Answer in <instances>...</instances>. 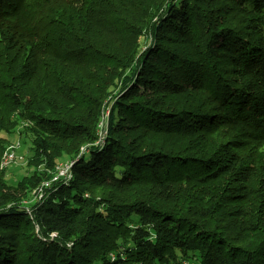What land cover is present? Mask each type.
I'll return each mask as SVG.
<instances>
[{
	"label": "trees",
	"instance_id": "trees-1",
	"mask_svg": "<svg viewBox=\"0 0 264 264\" xmlns=\"http://www.w3.org/2000/svg\"><path fill=\"white\" fill-rule=\"evenodd\" d=\"M263 147L264 0H0V264H264Z\"/></svg>",
	"mask_w": 264,
	"mask_h": 264
},
{
	"label": "rangeland",
	"instance_id": "rangeland-1",
	"mask_svg": "<svg viewBox=\"0 0 264 264\" xmlns=\"http://www.w3.org/2000/svg\"><path fill=\"white\" fill-rule=\"evenodd\" d=\"M109 118V112L106 113L104 120L107 123V120ZM11 145L9 150L14 151L16 155V162L11 164L9 167L6 168L8 177L11 181L17 182L21 180L24 175H26L27 169H26V162L29 158V145L24 144L21 137L18 135H11ZM264 150V147H263Z\"/></svg>",
	"mask_w": 264,
	"mask_h": 264
},
{
	"label": "bare ground",
	"instance_id": "bare-ground-1",
	"mask_svg": "<svg viewBox=\"0 0 264 264\" xmlns=\"http://www.w3.org/2000/svg\"><path fill=\"white\" fill-rule=\"evenodd\" d=\"M103 125H104V123H102V125L100 127L101 131L103 132V134L100 137V142H102L104 140V137L106 135V130H104L105 127H103ZM99 133H100V131H99ZM7 155H10V157H12L11 164L16 162V155H15L14 151H11V150L8 149L5 152V154L3 155L2 161H1V167L4 168V169L9 167V166H7ZM60 164H68V167H67V176L68 177L66 179H64V180L68 181L71 178V170H72V167L74 165V161L69 160V161H66V162H63V163H60ZM56 175H58V167L56 168L55 176ZM50 185H51V181L43 183L42 186L35 192L36 197L42 198V196L44 194L43 193L44 188H48ZM192 264H197V263L192 262Z\"/></svg>",
	"mask_w": 264,
	"mask_h": 264
},
{
	"label": "built area",
	"instance_id": "built-area-1",
	"mask_svg": "<svg viewBox=\"0 0 264 264\" xmlns=\"http://www.w3.org/2000/svg\"><path fill=\"white\" fill-rule=\"evenodd\" d=\"M99 134H100V137H101V135L103 134V132L100 131ZM11 159H12V157H10V155H7V166H10L11 165ZM57 167H58V175L54 176V178L52 179L51 182L58 181L61 178L62 179H66L68 177L67 176V167H68V164H59ZM180 264H192V261H183Z\"/></svg>",
	"mask_w": 264,
	"mask_h": 264
},
{
	"label": "water",
	"instance_id": "water-1",
	"mask_svg": "<svg viewBox=\"0 0 264 264\" xmlns=\"http://www.w3.org/2000/svg\"><path fill=\"white\" fill-rule=\"evenodd\" d=\"M55 236V235H54Z\"/></svg>",
	"mask_w": 264,
	"mask_h": 264
}]
</instances>
